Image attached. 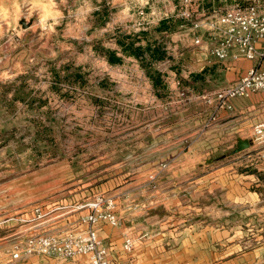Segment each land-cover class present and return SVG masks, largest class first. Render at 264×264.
Instances as JSON below:
<instances>
[{
  "label": "rangeland",
  "instance_id": "rangeland-1",
  "mask_svg": "<svg viewBox=\"0 0 264 264\" xmlns=\"http://www.w3.org/2000/svg\"><path fill=\"white\" fill-rule=\"evenodd\" d=\"M65 4L71 6L66 14L56 12ZM140 9L137 20L146 15ZM74 11V0H0L1 236L17 230L13 223L25 213L57 202L111 196L119 216L120 196L129 193L112 191L121 187H163L169 197L171 187H185L181 200L205 199L216 206L220 201L225 210L233 207L230 194L187 192L188 187H257L251 166L259 161L258 147L238 150L235 139L219 144L210 153L212 160L204 161L206 169H222L214 177L181 157L186 143H141L139 111L154 103L153 87L163 105L177 96L165 80L155 86L138 58L112 63L103 47L93 52L90 41H75L78 29L68 24L75 20ZM99 34L105 35L98 44L112 42L107 31ZM189 102L185 95L180 104ZM147 133L153 138L156 130L148 128ZM204 146L192 148L202 152ZM259 178L264 184V174ZM263 187L258 190L264 195ZM248 205L240 209L244 221Z\"/></svg>",
  "mask_w": 264,
  "mask_h": 264
},
{
  "label": "crops",
  "instance_id": "crops-1",
  "mask_svg": "<svg viewBox=\"0 0 264 264\" xmlns=\"http://www.w3.org/2000/svg\"><path fill=\"white\" fill-rule=\"evenodd\" d=\"M183 1L74 0L76 17L73 23L68 24L78 29L74 40L79 43L90 41L93 52L98 40L105 35L99 33L107 31L112 36V42L106 46L116 48L124 60L125 57H138L125 53L120 47L117 39L120 32L136 34L138 42L143 45L149 42L154 45L160 41L164 44L166 56L154 58L153 63L160 70L170 93L175 94L177 99L169 106L163 105L153 87L154 103H145L139 111V127L144 129L141 143H186L181 157L196 161L204 176L209 173V176L217 177L222 169H206L204 161L211 159L210 153L217 150L219 144L231 139L237 141L239 137L253 138L255 125L264 122V90L238 96L233 100V109L219 112L208 105L200 94L234 81L254 64L264 68V58L260 62L247 58L220 60L208 51L207 44L196 45L193 40L196 30L190 26L192 20L182 14ZM254 1L264 0H191L190 7L193 18H200L237 2L248 4ZM68 8L65 4L55 10L66 14ZM140 8L145 9L146 15L137 20L136 11ZM148 77L151 80L150 75ZM185 95L191 102L183 106L180 102ZM198 103L203 107H199ZM170 118L174 120L166 123ZM148 128L156 130L153 138L148 136ZM183 129L186 131L181 132ZM194 144L205 145L202 152L194 151ZM259 152L257 150L256 153L259 161L251 166L254 169L251 174L252 185L255 184L256 188L188 187L187 192L209 195L214 191H222L225 195L230 194L233 207L229 210H225L226 204L220 201L216 206L205 199L181 200L179 193L187 189L185 187H171L173 193L170 197L163 187L156 191L150 187L114 189L112 193L116 195L118 191L129 193L119 199L120 224L101 221L96 225L100 238L108 248L111 264H264V195L258 190L260 185L264 186L259 183V175L264 174V160L258 157ZM164 164H161L162 167ZM85 202L87 200H76L69 204L57 202L49 207L43 206L49 215L46 223L37 226L36 231L64 233L83 230L86 225L81 223V217L88 209H77L75 206ZM247 203L250 215L244 221L240 209ZM163 209L170 210V214ZM34 215L33 210L32 213H25L13 223L18 224L17 230L6 236L0 234V264L89 262V258L83 255L73 259L47 255L15 259L12 256L13 247L9 245L28 234V228L32 225L30 216ZM127 237L134 239L131 251L124 248Z\"/></svg>",
  "mask_w": 264,
  "mask_h": 264
},
{
  "label": "built area",
  "instance_id": "built-area-1",
  "mask_svg": "<svg viewBox=\"0 0 264 264\" xmlns=\"http://www.w3.org/2000/svg\"><path fill=\"white\" fill-rule=\"evenodd\" d=\"M183 4L182 14L192 20L190 26L196 30L193 38L196 45L207 44L208 51L220 60L247 58L260 62L264 58V1L248 4L237 2L224 9L213 10L200 18H193L191 0H184ZM209 40L211 44H208ZM259 90H264V68L254 64L234 81L200 96L219 112L233 109V100L238 96ZM252 140L260 151L258 157L264 160V122L255 125ZM165 166L167 165L164 164L163 167ZM75 208L88 209L81 217V223L86 227L79 231L53 233L33 230L46 223L49 215L42 207H36L34 218L31 219L35 223L28 228V234L24 238L15 242L12 256L15 259L32 255L73 259L83 255L89 258V262L79 264H111L108 248L100 238L96 225L101 221L112 225L120 224L114 198L100 195ZM133 247L134 239L127 237L124 248L131 251Z\"/></svg>",
  "mask_w": 264,
  "mask_h": 264
},
{
  "label": "trees",
  "instance_id": "trees-1",
  "mask_svg": "<svg viewBox=\"0 0 264 264\" xmlns=\"http://www.w3.org/2000/svg\"><path fill=\"white\" fill-rule=\"evenodd\" d=\"M117 39L118 43L120 44V47L125 53L138 57V59L142 62L146 71L152 78L155 86L156 84L163 83L164 79L161 75V72L153 63L154 58L159 59L166 56L164 44L161 41L155 43L154 45L151 42L147 43L146 45H143L142 43L138 42L139 37H137L136 34L132 35L126 32H120V36H118ZM100 46L103 47L101 48L104 50L103 54L107 57L110 62H123L124 57L123 55L117 53L116 48L105 46L101 42H99V44H96V48Z\"/></svg>",
  "mask_w": 264,
  "mask_h": 264
},
{
  "label": "water",
  "instance_id": "water-1",
  "mask_svg": "<svg viewBox=\"0 0 264 264\" xmlns=\"http://www.w3.org/2000/svg\"><path fill=\"white\" fill-rule=\"evenodd\" d=\"M254 145V142L252 139H246V138H242V137H239L237 139V148L238 150H244V149H248L250 148L251 146Z\"/></svg>",
  "mask_w": 264,
  "mask_h": 264
}]
</instances>
